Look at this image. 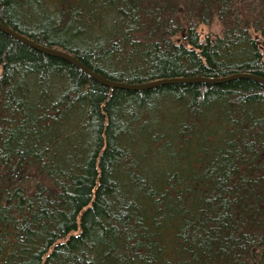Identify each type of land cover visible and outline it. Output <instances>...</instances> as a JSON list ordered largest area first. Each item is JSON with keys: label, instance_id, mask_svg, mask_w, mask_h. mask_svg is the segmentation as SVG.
<instances>
[{"label": "trees", "instance_id": "obj_1", "mask_svg": "<svg viewBox=\"0 0 264 264\" xmlns=\"http://www.w3.org/2000/svg\"><path fill=\"white\" fill-rule=\"evenodd\" d=\"M0 21L118 82L264 78V0H0ZM0 264H264V87L112 90L0 31Z\"/></svg>", "mask_w": 264, "mask_h": 264}, {"label": "water", "instance_id": "obj_2", "mask_svg": "<svg viewBox=\"0 0 264 264\" xmlns=\"http://www.w3.org/2000/svg\"><path fill=\"white\" fill-rule=\"evenodd\" d=\"M0 31L10 36L11 38L15 39L16 41L28 47H31L43 54H46L51 57L60 58V59L67 61L68 63L72 64L77 69L82 71L84 74H86L88 77H90L92 80L112 90L124 89L128 91H145V90H149V89H153V88H157L161 86H166V85H189V84L218 85V84H224V83L237 80V79H249V80H252L258 83L262 87H264V78L258 75H255L253 73H234L228 76L216 77V78H209V77H204V76L164 78V79H158V80H154V81H150L146 83L118 82V81L110 80L104 77L103 75L93 71L92 69L84 65L73 54L67 51L61 50V49L48 47L40 43H37L30 37L23 35L19 33L18 31L12 29L11 27L4 25L1 21H0Z\"/></svg>", "mask_w": 264, "mask_h": 264}, {"label": "rangeland", "instance_id": "obj_3", "mask_svg": "<svg viewBox=\"0 0 264 264\" xmlns=\"http://www.w3.org/2000/svg\"><path fill=\"white\" fill-rule=\"evenodd\" d=\"M214 30L217 31V28H214ZM207 31H208L207 28H205V27H202V28H201V32H202V33L205 34V33H207Z\"/></svg>", "mask_w": 264, "mask_h": 264}, {"label": "bare ground", "instance_id": "obj_4", "mask_svg": "<svg viewBox=\"0 0 264 264\" xmlns=\"http://www.w3.org/2000/svg\"><path fill=\"white\" fill-rule=\"evenodd\" d=\"M149 82V81H148Z\"/></svg>", "mask_w": 264, "mask_h": 264}]
</instances>
